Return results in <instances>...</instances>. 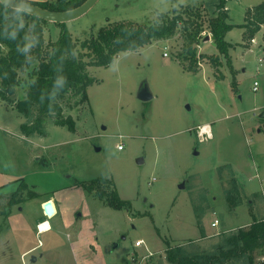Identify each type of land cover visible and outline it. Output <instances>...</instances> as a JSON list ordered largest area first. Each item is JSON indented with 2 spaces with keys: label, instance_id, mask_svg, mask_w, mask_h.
I'll use <instances>...</instances> for the list:
<instances>
[{
  "label": "rangeland",
  "instance_id": "obj_1",
  "mask_svg": "<svg viewBox=\"0 0 264 264\" xmlns=\"http://www.w3.org/2000/svg\"><path fill=\"white\" fill-rule=\"evenodd\" d=\"M216 1L99 0L65 27L84 39L108 22H154L160 13L187 4L203 7L209 18ZM263 1L228 0L229 22L236 26L226 40L233 47L218 67L205 58L197 72L185 70L177 58L184 43L180 33L121 52L109 66L89 67L97 80L88 87L89 101L77 105L70 97L64 103L75 131L57 125L54 117L44 121L43 134L23 130L29 120L14 107L27 88L26 72H20L22 84L9 101L0 99V264H74V247L85 254L79 264H136L147 249L155 254L144 264H171L167 241L173 246L195 241L194 252L213 251L226 236L264 222V26L249 47L240 26L246 11ZM60 30L47 24L46 42L56 40ZM204 32L198 52L218 54L212 33ZM143 87L151 98L139 97ZM225 164L239 185L241 204L233 212L225 193L232 188L230 168L223 180L218 174ZM97 178L130 207L109 206L89 187ZM18 191L20 201L11 204ZM53 194L64 200L62 218L41 217ZM203 207L201 228L196 209ZM47 219L53 230L38 234L39 225L42 232L50 229L42 222ZM75 233L79 242L72 243ZM140 239L145 245L135 247ZM249 255L227 264H249ZM250 256L255 264L264 262V249Z\"/></svg>",
  "mask_w": 264,
  "mask_h": 264
},
{
  "label": "trees",
  "instance_id": "obj_2",
  "mask_svg": "<svg viewBox=\"0 0 264 264\" xmlns=\"http://www.w3.org/2000/svg\"><path fill=\"white\" fill-rule=\"evenodd\" d=\"M27 1V0H25ZM85 0H46L32 2L43 8L55 11L73 9ZM228 0H217L214 3V14L207 18L203 7L191 4L173 8L171 12H162L154 22H138L119 20L108 22L97 30L92 29L84 39L74 38L65 27L66 23H54L61 27L56 40L46 42L44 35L48 22L37 16L22 13L17 17L14 13H3L0 9V99L9 101L16 87L22 84L20 72H26L25 97L14 106L29 122L22 124L23 130L33 134L44 133L43 123L48 117H54L57 125L66 126L75 131V120L71 115H64V103L70 97H76L75 104L81 105L89 101L88 87L97 80L90 76L91 66H109L121 52L138 50L144 46L173 37L180 33L184 43L177 58L183 68L189 72H197L200 61L208 58L213 66L221 65V55L227 56L233 47L226 40V35L236 25L229 22ZM207 24V26H206ZM244 46L249 47L258 32L264 26V1L246 11ZM209 29L212 33L218 54H201L198 47L204 38L202 32ZM264 34V32H263ZM230 168L232 188L225 189L228 209L233 212L241 204L239 185L233 178L230 165L218 167L221 180L224 169ZM101 198L113 208L129 206L122 200L116 190L106 192L100 186V179L89 184ZM21 190V189H20ZM11 194L10 203L20 201L19 193ZM35 195H37L35 193ZM205 207H209L206 205ZM197 210L198 225L202 228L203 215L206 208ZM202 236H206L203 231ZM201 236V237H202ZM171 245L167 241L166 258L171 264H227L245 254H253L264 249V222H253L248 229H240L226 236L213 251H193V243ZM249 255V264H255ZM259 264H264L260 262Z\"/></svg>",
  "mask_w": 264,
  "mask_h": 264
},
{
  "label": "water",
  "instance_id": "obj_3",
  "mask_svg": "<svg viewBox=\"0 0 264 264\" xmlns=\"http://www.w3.org/2000/svg\"><path fill=\"white\" fill-rule=\"evenodd\" d=\"M98 1L99 0H85L81 5L73 9L64 10V11L50 10L31 2L30 5H28L27 1H25L22 7H30L31 15L42 18L48 22L67 23L76 20L82 17L83 15H85L86 13H88L97 4ZM139 97L143 100H147L152 96L148 92V89L146 87H143L140 91ZM261 116H264V113L261 114ZM43 211H44V215L48 218L52 217L55 214L56 208L52 200L49 199L46 202H44ZM33 259L35 260V257H33Z\"/></svg>",
  "mask_w": 264,
  "mask_h": 264
},
{
  "label": "crops",
  "instance_id": "obj_4",
  "mask_svg": "<svg viewBox=\"0 0 264 264\" xmlns=\"http://www.w3.org/2000/svg\"><path fill=\"white\" fill-rule=\"evenodd\" d=\"M30 1H32V2H44V1H46V0H30ZM211 132V131H210ZM211 134H212V132H211ZM12 194H14V193H12ZM52 200L53 201V203H54V206H55V208H56V212H55V214L52 216V218H54L55 216L58 218H62V215L60 214V213H62L63 214V212H64V206H63V201L64 200H62V201H59L57 198H56V196L53 194V195H51L50 197H48L47 199H46V201L47 200ZM45 201V202H46ZM62 202V203H61ZM60 209H59V208ZM42 210V212H40V216L42 217L43 215H44V211H43V205H42V208H41ZM11 214H13L12 212L10 213V215ZM9 215V216H10ZM59 215V216H58ZM39 216V217H40ZM45 216V215H44ZM46 217V216H45ZM45 221H48L49 223H50V229L48 230V231H45V232H41L40 230H39V233L38 234H41V233H48V232H50V231H52L53 230V227H54V225H53V222H51L50 220H43L42 222H45ZM41 222V223H42ZM10 223V222H9ZM40 223V224H41ZM71 229L73 230L74 229V227L73 226H71ZM77 235H78V233L76 234L75 233V236L73 237V239L71 240V242L72 243H77V242H79V235H80V233H79V235H78V237H77ZM69 238H72V237H69ZM37 249V247H33V248H31V249H29V250H27L26 252L27 253H31L33 250H36ZM32 250V251H31ZM75 250H78V248H72V250L70 251L71 253H70V255H71V258H72V261H74V264H79L80 262H79V260H80V256L82 255V256H84L85 254H83L84 253V251H82V252H79V253H77ZM96 250V249H95ZM98 250V249H97ZM31 251V252H30ZM51 251H53V250H49L48 252H51ZM57 251H59V250H57ZM47 252H43V255H45ZM81 254V255H80ZM42 254H40V256H43ZM33 257H35V260H37V256H35V255H33ZM34 260V259H33ZM84 264H89V262L88 261H85L84 262Z\"/></svg>",
  "mask_w": 264,
  "mask_h": 264
},
{
  "label": "clouds",
  "instance_id": "obj_5",
  "mask_svg": "<svg viewBox=\"0 0 264 264\" xmlns=\"http://www.w3.org/2000/svg\"><path fill=\"white\" fill-rule=\"evenodd\" d=\"M25 0H0V9H3V13H14L17 17L22 13H30V7H22ZM27 4L30 5V0H27Z\"/></svg>",
  "mask_w": 264,
  "mask_h": 264
},
{
  "label": "built area",
  "instance_id": "obj_6",
  "mask_svg": "<svg viewBox=\"0 0 264 264\" xmlns=\"http://www.w3.org/2000/svg\"><path fill=\"white\" fill-rule=\"evenodd\" d=\"M204 33H205V32H202V35H203ZM252 42H254V39H253ZM165 49L167 50L168 48L166 47ZM163 54H164V56H169V52H168V51H164ZM260 60H261V62H262V61L264 60V58H261ZM254 90H257V82L255 83ZM210 136H211V135H208V136L205 137V138H209ZM118 148H119V149H122V148H123V144L118 145ZM218 223H219V221L216 219V220L213 222V226H217ZM143 245H145V242H144L142 239L137 240V241L135 242V247H141V246H143ZM147 251H148V253H147L146 255L142 256V258H141L140 260H137V258L135 257L136 264H144L145 261H146V259H149V258H151L152 256H154L155 253H154L153 251H151V250H149V249H147Z\"/></svg>",
  "mask_w": 264,
  "mask_h": 264
},
{
  "label": "bare ground",
  "instance_id": "obj_7",
  "mask_svg": "<svg viewBox=\"0 0 264 264\" xmlns=\"http://www.w3.org/2000/svg\"><path fill=\"white\" fill-rule=\"evenodd\" d=\"M204 131L207 132L209 131V126L208 125H204ZM210 132V131H209ZM211 133V132H210ZM39 230L42 232V228L41 226L39 225Z\"/></svg>",
  "mask_w": 264,
  "mask_h": 264
}]
</instances>
